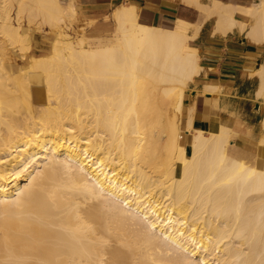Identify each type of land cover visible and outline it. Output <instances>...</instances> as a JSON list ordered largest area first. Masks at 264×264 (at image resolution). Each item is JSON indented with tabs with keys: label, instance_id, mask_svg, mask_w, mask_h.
<instances>
[{
	"label": "bare ground",
	"instance_id": "6f19581e",
	"mask_svg": "<svg viewBox=\"0 0 264 264\" xmlns=\"http://www.w3.org/2000/svg\"><path fill=\"white\" fill-rule=\"evenodd\" d=\"M180 1L204 13L192 31L127 1L96 44L65 30L76 0H0V34L23 55L32 37L14 6L56 29L27 67L0 53V264H264V112L254 163L218 114L206 130L189 123L191 154L181 126L193 90H222L201 78L194 39L211 25L262 43L264 0ZM249 74L264 105V59ZM218 176L239 193L231 204L214 197Z\"/></svg>",
	"mask_w": 264,
	"mask_h": 264
},
{
	"label": "crops",
	"instance_id": "0c3cea01",
	"mask_svg": "<svg viewBox=\"0 0 264 264\" xmlns=\"http://www.w3.org/2000/svg\"><path fill=\"white\" fill-rule=\"evenodd\" d=\"M127 1L141 6V19L143 17L144 20H142L148 23L172 24L177 19L178 26L179 23L191 22L190 27L185 29L192 31L201 18L200 12L197 13L198 8L181 1L125 0L117 4ZM234 1L242 3L246 1L247 4L252 0ZM102 14L106 13L102 12ZM211 27V25L208 27L205 25L201 34L193 42L200 48L201 62L208 69V74L202 75L201 78L215 82L222 87V90L208 91L205 94L193 90V95L187 98L185 115L181 123L185 130L186 153L192 152V132L188 127L189 123L191 122L193 129L206 130L210 127L212 115L218 114L226 123L239 130V135L234 139L233 144L235 153L242 157H249L257 150L261 134L260 122L264 112L263 103L256 98L257 84L250 76L249 70L254 71L264 59V40L259 43L250 39L247 31L239 30L227 35L213 34ZM97 30L104 31L107 27L101 25ZM190 104L195 106L191 121Z\"/></svg>",
	"mask_w": 264,
	"mask_h": 264
},
{
	"label": "rangeland",
	"instance_id": "374dc122",
	"mask_svg": "<svg viewBox=\"0 0 264 264\" xmlns=\"http://www.w3.org/2000/svg\"><path fill=\"white\" fill-rule=\"evenodd\" d=\"M103 1L105 0H76L75 15L68 17V21L65 23L66 26L64 25L65 30L72 36H74L76 40L80 39L85 34L93 35L91 39L93 42H96V44L102 41L105 42L112 39L114 35V30L115 28H117V21L115 19V9L122 4L117 3L125 0H109L108 2ZM102 12L106 14L103 15ZM199 12L201 18H203L204 13L202 12V10H197V13ZM12 13L14 16V22L18 25H23L26 29H28L32 37L31 47L27 50L26 55H23L22 53L26 51L21 49L22 43L19 39L13 42L11 39H9V37L6 36V38L5 35L0 34V46H4L0 47V53L4 54L5 61L9 64L11 70L17 71L20 67H27L34 55H40L50 50V40L54 37L56 29L50 26L49 24L44 23L43 20H41V17H39L40 19H36L31 22L29 21V19H27L28 17L26 16H22L21 19H18L17 9H15V6L12 9ZM142 19L144 20L143 17ZM190 23L191 22L179 23V26L181 28H189L191 25ZM101 25L107 27V30L98 31L97 28H99ZM1 48H3V50H1ZM169 117L170 115L168 114L164 115L163 121L166 123ZM260 137L261 134L259 138ZM167 138L168 137L165 138L166 141ZM255 153H251L249 157L241 156V158H251L253 159L252 162L254 163L256 158ZM225 181L226 180L222 176H218L212 179V183L214 184V187L216 189L214 196L215 199L218 202L224 200L226 205V199L228 200V203L231 204V200L236 201L238 199L237 196L239 195V193L237 192V190L229 191L230 188L234 189L235 186L231 187L230 185L228 187ZM233 185H237V183L234 182ZM235 207L237 206L235 205ZM244 212L245 208L242 209V213ZM231 213H236V210L233 209Z\"/></svg>",
	"mask_w": 264,
	"mask_h": 264
}]
</instances>
